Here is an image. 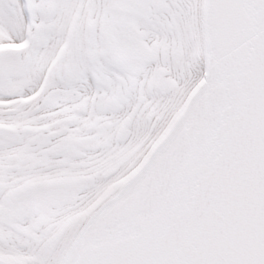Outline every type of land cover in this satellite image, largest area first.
Instances as JSON below:
<instances>
[{
    "label": "snow or ice",
    "instance_id": "6c2138e0",
    "mask_svg": "<svg viewBox=\"0 0 264 264\" xmlns=\"http://www.w3.org/2000/svg\"><path fill=\"white\" fill-rule=\"evenodd\" d=\"M0 264H264V0H0Z\"/></svg>",
    "mask_w": 264,
    "mask_h": 264
}]
</instances>
